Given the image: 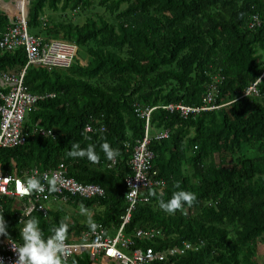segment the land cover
I'll return each mask as SVG.
<instances>
[{
    "label": "trees",
    "instance_id": "obj_1",
    "mask_svg": "<svg viewBox=\"0 0 264 264\" xmlns=\"http://www.w3.org/2000/svg\"><path fill=\"white\" fill-rule=\"evenodd\" d=\"M29 1V31L45 40L73 42L78 53L70 67L49 70L27 65L24 47L0 50L1 70L26 68L24 82L31 92L54 94L29 108L27 140L1 148L0 166L5 173L22 174L64 161L70 176L106 191L68 202L95 209L86 221L70 219L66 204L53 207L48 216L33 212L44 237L61 223L68 224L69 241L92 224L115 233L129 207L125 178L132 173L133 149L145 134L146 120L135 105H159L151 114L152 133L168 130L170 135L152 140L151 172L165 184L141 189L125 232L161 228L165 237L147 242L158 248L204 240L200 250L174 257L179 264H264L258 260L264 244V78L260 95L237 99L264 70V24L250 25L255 14L264 19V0ZM80 16H85L83 23ZM9 25V15L0 9V36ZM213 86L220 109L185 117L180 110L163 108L170 103L200 106ZM0 91H5L1 85ZM88 124L106 129L89 132ZM36 126L53 129L54 135L35 133ZM105 141L120 151L112 167L100 148ZM73 143L96 145L99 163L69 157ZM178 190L195 193L196 201L165 213L159 201ZM2 200L9 238L22 244L17 200ZM64 264L95 262L85 252Z\"/></svg>",
    "mask_w": 264,
    "mask_h": 264
},
{
    "label": "built area",
    "instance_id": "obj_2",
    "mask_svg": "<svg viewBox=\"0 0 264 264\" xmlns=\"http://www.w3.org/2000/svg\"><path fill=\"white\" fill-rule=\"evenodd\" d=\"M18 2V0H0V6L2 3L4 6L6 5L3 10L11 19V25L0 36V50L7 51L24 47L28 57L27 65H43L49 70L70 67L78 53V46L67 40H45L30 34L26 19L27 6L30 1L26 0V12L24 10L12 12V8ZM262 24H264V19L260 18L258 14L253 15L251 27ZM25 70L26 68H23L17 72L0 69V85L5 89V91H0V149L23 144L28 137L24 130V123L29 108L43 97L54 96L53 93L31 92L24 82ZM258 78L263 80L264 70ZM260 84L261 82H252L237 99L260 95ZM217 99L218 88L213 86L204 94L203 103L200 106L170 103L164 105L163 108L171 111L180 110L182 115L187 117L190 114L220 109L223 105L217 103ZM159 107V105L143 106L139 103L135 105L137 115L146 120L145 134L134 146L130 160L132 173L125 178L129 189L127 191L129 207L122 217L121 226L116 229L114 234H111L104 225L99 224L95 228L83 230L76 241L66 239L63 254L65 262H68L74 255H82L87 252L95 264H179L173 261L174 257L191 251H198L204 245L202 239L198 241L183 240L181 244L175 246L158 248L147 243L156 242L165 237V232L155 226L138 228L131 234L125 232V226L131 219L135 203L140 199L141 189L165 184V179H157L156 175L151 172L155 158V153L150 148L152 140H160L170 135L168 130L152 133L151 114L154 109ZM105 129V125L98 127L94 124H88L86 126V130L89 132L104 131ZM33 132L42 135H54L53 129L38 126L33 129ZM115 162L116 159L109 166L112 167ZM52 175L58 176V190L56 192L50 193L46 189L44 193L39 194L23 193L26 177L38 176L42 182L46 183L45 178H50ZM105 192V189L99 184L80 182L70 176L69 165L64 161L47 170L35 166L23 171L22 174L17 172L5 173L0 166V214L5 210V203L2 198L4 196L14 198L19 202L16 209L21 214L20 220L23 225L35 211L48 216L50 209L59 203L67 204L74 197L82 199L99 197L105 195ZM33 204L36 205L35 208H32ZM29 209H31L30 214L25 215ZM13 245L19 247L21 244L14 238H6L3 241L0 238V260H3L4 264H15L18 259Z\"/></svg>",
    "mask_w": 264,
    "mask_h": 264
},
{
    "label": "clouds",
    "instance_id": "obj_3",
    "mask_svg": "<svg viewBox=\"0 0 264 264\" xmlns=\"http://www.w3.org/2000/svg\"><path fill=\"white\" fill-rule=\"evenodd\" d=\"M256 83L262 82L260 78L255 79ZM101 150L106 155L109 161H114L119 155V149L113 148L109 142L105 141L100 145ZM96 145L89 144L86 148H82L79 143H73L71 150L67 155L72 158H86L93 164L99 163L100 156L96 152ZM46 183L41 181L38 176L26 177L24 179L25 187L24 194H39L44 193L47 189L48 192H56L58 190V176L52 175L50 178H45ZM179 188V184L176 185ZM196 194L187 190L175 191L171 198L168 200L161 199L159 207L165 213L175 214L177 210H182L186 205L192 206L196 201ZM36 205L33 204L32 208ZM82 211H86L82 207ZM31 209L28 213L30 214ZM93 228L95 224L91 225ZM68 232V224L61 223L59 227L54 229L53 235L45 238L39 221L36 218L27 219L20 235L23 243L16 247L13 245L18 259L15 264H64V251L66 247V237ZM0 236L11 237L8 232V222L4 214H0ZM0 264H4L0 260Z\"/></svg>",
    "mask_w": 264,
    "mask_h": 264
},
{
    "label": "rangeland",
    "instance_id": "obj_4",
    "mask_svg": "<svg viewBox=\"0 0 264 264\" xmlns=\"http://www.w3.org/2000/svg\"><path fill=\"white\" fill-rule=\"evenodd\" d=\"M19 1V0H18ZM18 6H20V1L18 2ZM4 6V3L1 4V7ZM6 6V5H5ZM4 6V7H5ZM16 6H14L13 8H15ZM78 20L83 23L85 21V16H80L78 18ZM82 63H86L85 60H81ZM63 203H59V205H62ZM15 207H18L19 202L17 201V203L15 204ZM56 206V207H58ZM82 205H71L69 203L66 204L65 210L67 211L69 218L72 219L74 216V218L78 219V220H82V221H86L85 217H91L93 215V213L95 212V209H86V211H82ZM84 208V207H83ZM85 209V208H84ZM100 207H96V210H99ZM258 260L260 263H264V244L260 243V248H259V256H258Z\"/></svg>",
    "mask_w": 264,
    "mask_h": 264
},
{
    "label": "bare ground",
    "instance_id": "obj_5",
    "mask_svg": "<svg viewBox=\"0 0 264 264\" xmlns=\"http://www.w3.org/2000/svg\"><path fill=\"white\" fill-rule=\"evenodd\" d=\"M25 3H26V0H21V5L18 6V4L16 5L15 8H12V12H17L18 10H24L25 12Z\"/></svg>",
    "mask_w": 264,
    "mask_h": 264
},
{
    "label": "crops",
    "instance_id": "obj_6",
    "mask_svg": "<svg viewBox=\"0 0 264 264\" xmlns=\"http://www.w3.org/2000/svg\"><path fill=\"white\" fill-rule=\"evenodd\" d=\"M0 9L3 10V9H5V7H4V6H2V7L0 6ZM29 32H30V31H29ZM30 34H33V33L30 32ZM33 35H35V34H33ZM35 36H39V37H42L43 39H45L42 35H35ZM51 39H57V38H51ZM49 40H50V39H49ZM1 214H2V213H1Z\"/></svg>",
    "mask_w": 264,
    "mask_h": 264
}]
</instances>
